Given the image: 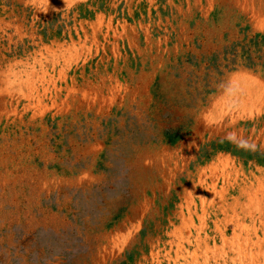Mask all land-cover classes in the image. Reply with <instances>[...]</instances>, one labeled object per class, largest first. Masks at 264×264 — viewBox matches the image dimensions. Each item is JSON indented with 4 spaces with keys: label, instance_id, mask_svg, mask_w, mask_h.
<instances>
[{
    "label": "rangeland",
    "instance_id": "1",
    "mask_svg": "<svg viewBox=\"0 0 264 264\" xmlns=\"http://www.w3.org/2000/svg\"><path fill=\"white\" fill-rule=\"evenodd\" d=\"M0 264H264V0H0Z\"/></svg>",
    "mask_w": 264,
    "mask_h": 264
}]
</instances>
